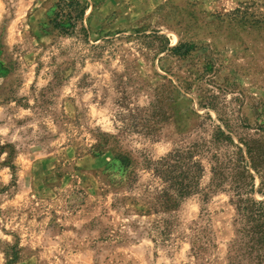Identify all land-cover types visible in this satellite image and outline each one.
I'll list each match as a JSON object with an SVG mask.
<instances>
[{
	"label": "rangeland",
	"instance_id": "obj_1",
	"mask_svg": "<svg viewBox=\"0 0 264 264\" xmlns=\"http://www.w3.org/2000/svg\"><path fill=\"white\" fill-rule=\"evenodd\" d=\"M60 1L0 0V264H198L200 223L227 264L236 211L211 168L234 150L218 127L264 141V29L234 14L264 0H79L72 35ZM194 145L200 190L156 214L145 165Z\"/></svg>",
	"mask_w": 264,
	"mask_h": 264
},
{
	"label": "trees",
	"instance_id": "obj_2",
	"mask_svg": "<svg viewBox=\"0 0 264 264\" xmlns=\"http://www.w3.org/2000/svg\"><path fill=\"white\" fill-rule=\"evenodd\" d=\"M57 11L52 19L54 28L65 34H75L78 29L87 33L85 27L79 23L83 21L87 5L79 0H61L56 4ZM235 18L240 17L251 26L264 29V5L254 2L242 5L235 12ZM178 53L179 47L171 49ZM218 136L225 147H232V152L225 156H214L212 164L211 184L215 189L231 191V202L235 207V227L237 237L229 248L227 264H261L264 259V199L257 200L255 194V174L264 184V141L246 140L238 137L235 142L232 132L229 133L218 127ZM213 145H216L213 141ZM198 146L176 149L157 162H148L145 169L150 171L159 186L151 192L155 202V213L171 215L181 202L198 193L201 179L205 173L203 162L197 158ZM101 151H99L100 153ZM127 171L132 163L127 156L118 154L116 157ZM228 186L229 190H226ZM264 194L263 191H258ZM162 223L169 227L171 220ZM166 227V228H167ZM192 247L198 264H216L211 258V251L217 247L214 233L207 224H197L192 229ZM243 233L244 237L240 235ZM160 234H165L160 232ZM241 249L245 251L241 254Z\"/></svg>",
	"mask_w": 264,
	"mask_h": 264
}]
</instances>
